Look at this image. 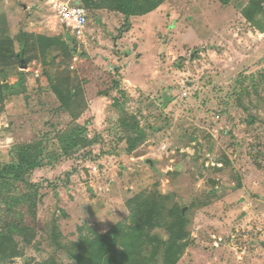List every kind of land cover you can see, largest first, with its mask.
I'll return each mask as SVG.
<instances>
[{
  "label": "rangeland",
  "instance_id": "obj_1",
  "mask_svg": "<svg viewBox=\"0 0 264 264\" xmlns=\"http://www.w3.org/2000/svg\"><path fill=\"white\" fill-rule=\"evenodd\" d=\"M60 1L0 0L15 54L0 62V264H77L79 242L128 226V201L144 193L164 221L187 220L178 264H264V32L242 13L250 0H167L139 20L107 8L104 20L108 0H78L82 39ZM64 78L80 95L71 110L54 87ZM127 118L146 133L132 152ZM77 122L84 142L66 154L58 134ZM43 138V166L15 180L17 149Z\"/></svg>",
  "mask_w": 264,
  "mask_h": 264
},
{
  "label": "trees",
  "instance_id": "obj_2",
  "mask_svg": "<svg viewBox=\"0 0 264 264\" xmlns=\"http://www.w3.org/2000/svg\"><path fill=\"white\" fill-rule=\"evenodd\" d=\"M167 0H108L102 9H109L125 14L127 17L141 16L156 10ZM84 5V4H83ZM85 6V5H84ZM244 17L257 29L264 32V0H250L242 11ZM24 37L22 41H26ZM47 46L62 45L61 39H49ZM27 42V41H26ZM11 44V42H10ZM52 44V45H50ZM29 46V45H28ZM9 43L0 40V62L15 63V54L9 49ZM1 85V84H0ZM63 107L71 110L75 100L79 98L76 90L72 89L70 78H64L61 83L54 84ZM112 88L120 89V83L113 80ZM111 88L99 91L98 96L107 95ZM93 98V96H92ZM81 102V101H80ZM82 103V102H81ZM84 109H80V114ZM129 118V117H128ZM122 120V125L130 130L128 139L129 151H134L145 140L146 133L140 129L137 121ZM85 127L77 122L74 128L58 134L61 150L66 154L70 149L84 142L82 134ZM86 140V139H85ZM87 142V140H86ZM92 145L93 141H89ZM48 140L23 144L17 149V165L9 173L15 180L24 178L34 170L43 166L48 153ZM5 172V170H4ZM8 172V171H6ZM4 177L3 173L1 174ZM158 196L156 194H141L128 201L131 211V223L128 226L115 225L105 234L95 231L93 237L83 238L79 242V250L73 254L77 264H178L182 254L188 246L187 232L184 227L187 220L180 211L173 210L169 219L164 221L161 212L157 209ZM166 226L169 233L165 239L159 233L152 231ZM25 234V233H23ZM3 235H0V246L4 244ZM154 246L151 257L144 254L145 247ZM39 264V263H37ZM42 264H58L55 260H48Z\"/></svg>",
  "mask_w": 264,
  "mask_h": 264
},
{
  "label": "built area",
  "instance_id": "obj_3",
  "mask_svg": "<svg viewBox=\"0 0 264 264\" xmlns=\"http://www.w3.org/2000/svg\"><path fill=\"white\" fill-rule=\"evenodd\" d=\"M56 10L59 19L66 25L70 33L74 37L82 39L89 24L88 9L78 0H67L57 2Z\"/></svg>",
  "mask_w": 264,
  "mask_h": 264
},
{
  "label": "crops",
  "instance_id": "obj_4",
  "mask_svg": "<svg viewBox=\"0 0 264 264\" xmlns=\"http://www.w3.org/2000/svg\"><path fill=\"white\" fill-rule=\"evenodd\" d=\"M163 6H164V3L161 4L156 10H154V11L148 13V14H144V15H141V16H132V17H127V16H126V18H129V19H132V20L147 19V18H150V17H152L153 15L157 14V13L161 10V8H162ZM100 12H101V15L104 17V20H106L107 18L110 17V15L108 14L107 9H101ZM115 12H116V13H119V14H121V15L123 14V13H121V12H117V11H115ZM115 12H114V13H110V14H113L112 16L117 17L118 15H116ZM124 16H125V15H124ZM84 37H85V36H84Z\"/></svg>",
  "mask_w": 264,
  "mask_h": 264
},
{
  "label": "water",
  "instance_id": "obj_5",
  "mask_svg": "<svg viewBox=\"0 0 264 264\" xmlns=\"http://www.w3.org/2000/svg\"><path fill=\"white\" fill-rule=\"evenodd\" d=\"M152 164H154L153 161H152Z\"/></svg>",
  "mask_w": 264,
  "mask_h": 264
}]
</instances>
